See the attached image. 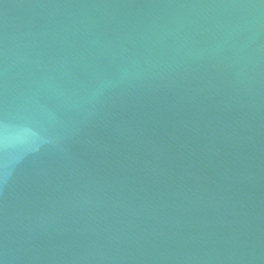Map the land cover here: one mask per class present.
<instances>
[{
	"label": "water",
	"instance_id": "1",
	"mask_svg": "<svg viewBox=\"0 0 264 264\" xmlns=\"http://www.w3.org/2000/svg\"><path fill=\"white\" fill-rule=\"evenodd\" d=\"M0 264H264V0H0Z\"/></svg>",
	"mask_w": 264,
	"mask_h": 264
}]
</instances>
